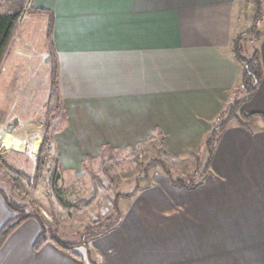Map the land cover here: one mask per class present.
Returning <instances> with one entry per match:
<instances>
[{
    "label": "crops",
    "instance_id": "1",
    "mask_svg": "<svg viewBox=\"0 0 264 264\" xmlns=\"http://www.w3.org/2000/svg\"><path fill=\"white\" fill-rule=\"evenodd\" d=\"M247 4L31 0L32 10L44 11L34 18L52 26L67 116L54 135L61 168L72 172L105 146L136 151L155 131L165 137L164 152L189 162L215 118L237 101L233 41L244 8L252 21ZM256 49L264 70V32ZM240 110L264 114V76ZM123 201L110 230L87 245L96 264H264V129L231 122L195 188L159 175ZM11 218L0 195V229ZM40 233L35 220L22 224L0 248V264H83L50 243L34 252Z\"/></svg>",
    "mask_w": 264,
    "mask_h": 264
},
{
    "label": "rangeland",
    "instance_id": "2",
    "mask_svg": "<svg viewBox=\"0 0 264 264\" xmlns=\"http://www.w3.org/2000/svg\"><path fill=\"white\" fill-rule=\"evenodd\" d=\"M247 1L248 6L253 4L251 0ZM246 10L244 8L239 23L240 33L252 26ZM18 25L11 46L0 65V192L15 203L27 207V212L42 213L51 229L56 231L58 239L71 244L76 253L85 257V245L93 237L88 234L87 227L96 221H100L102 226L108 225L107 219L113 220L116 215L115 198L122 196L119 204H124L123 199L128 194L136 193L138 187L145 184L140 164L160 160L175 177H181V173L193 171L195 157L193 155L189 162H179L167 152L159 150L157 142L146 144L136 151H124L123 162L109 166L105 173H99L100 183L95 184L85 174L84 160L72 172L66 171L56 167L57 153L49 152L50 154L44 153L41 160V171L36 184L27 183L16 173L30 178L35 174L36 159L42 143L43 106L48 100L50 62L44 42L43 22L24 13ZM257 29L261 34L264 32V17ZM252 38L253 36H247L241 42L247 55L256 49V41L251 40ZM240 91L234 96L236 100H240L241 94L245 93ZM11 137L21 142L17 151L12 148ZM162 137L165 141V137ZM202 149L201 145L195 153L202 154ZM154 167L163 176L160 167ZM96 169L94 166L93 170L97 173ZM52 175L57 176L54 182L51 180ZM93 196L95 201L84 212L64 207L77 199L87 200ZM91 257L95 261L92 252Z\"/></svg>",
    "mask_w": 264,
    "mask_h": 264
},
{
    "label": "trees",
    "instance_id": "3",
    "mask_svg": "<svg viewBox=\"0 0 264 264\" xmlns=\"http://www.w3.org/2000/svg\"><path fill=\"white\" fill-rule=\"evenodd\" d=\"M253 3V17L252 26L247 31L237 35L233 41V54L235 60L239 64L241 70V79L239 89L245 92L246 95L244 99L237 100L224 111H222L214 120L213 128L204 143L202 144V151L197 152L194 155V169L191 173H181V177H175L172 172L169 171L168 167L160 160H155L146 165L140 164L143 172V180L145 184L138 187L137 190L146 188L149 186L151 181L158 176V171L155 169V165L160 167L162 175L168 179V181L175 187L180 189L191 190L196 187L198 182L207 174L210 160L212 157L213 146L218 140L220 134L225 130V128L231 123L235 122L239 127H242L249 132H253L260 127L264 129V114L253 113L247 114L240 110V106L246 102L256 89L257 84L262 80L264 76V70L260 61L259 51L254 49L252 53L247 55L244 48L241 46V42L247 38V36H253L251 40L258 41L261 37V33L258 31V24L264 17V0H251ZM31 0H0V7L2 12L0 13V65L2 64L15 35L17 27L19 26V21L23 14L25 15H41L44 11L32 10L30 8ZM44 42L47 48V53L50 62V85L48 92V100L43 106L44 110V123H43V134L42 143L39 148V153L36 159V170L33 178H30L21 173H16L19 177L24 179L27 183L33 182L36 184L39 173L41 171V160L44 153H56V145L54 141V135L65 126L67 122V116L63 110V103L60 97L59 82L56 69V59L54 54V46L52 39V26L51 21L47 20L44 28ZM158 143L159 150L164 151V138L158 131H155L154 135L149 138L148 144ZM124 151H119L112 149L108 146L103 147L96 157L87 156L83 162V169L85 174L88 176L90 181L95 184H99V173H105L106 169L111 165H120L124 159H122ZM50 154V153H49ZM55 165L60 169L59 160H55ZM88 165V168H86ZM94 166L97 167V173L93 170ZM61 172H63L61 170ZM150 173L151 175H148ZM57 176L52 175V182L56 180ZM5 204L12 212V218L0 229V248L4 245L9 236L17 230L25 222L34 219L40 229L41 233L34 242L32 249L34 252H38L41 248L47 244H52L57 250L70 255L71 257L81 261L83 264L87 262L88 264H96V262L91 257V251L88 246L86 247L85 257L76 253L73 250V246L69 243L62 242L58 239L55 230L51 229L50 223L47 219L35 211L34 213L27 212V207L21 206L15 203L13 200L8 199L3 193H1ZM130 194H128L129 196ZM127 196V197H128ZM122 196L115 198V217L107 219L109 224L102 226L100 221L94 222L88 228V234L92 237L104 234L110 230L114 222L120 216L117 202ZM125 197V196H124ZM95 201V196L85 200L77 199L74 203L70 205H65L64 207L76 212H84L87 210ZM52 230V231H51ZM85 261V262H84Z\"/></svg>",
    "mask_w": 264,
    "mask_h": 264
},
{
    "label": "bare ground",
    "instance_id": "4",
    "mask_svg": "<svg viewBox=\"0 0 264 264\" xmlns=\"http://www.w3.org/2000/svg\"><path fill=\"white\" fill-rule=\"evenodd\" d=\"M11 141H12V143H13L12 148H13L14 150H17V149L20 147V145H21L20 140L17 139V138L12 137V138H11Z\"/></svg>",
    "mask_w": 264,
    "mask_h": 264
}]
</instances>
